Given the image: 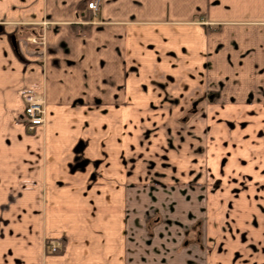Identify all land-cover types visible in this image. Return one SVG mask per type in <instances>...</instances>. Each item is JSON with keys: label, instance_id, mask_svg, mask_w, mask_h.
<instances>
[{"label": "crops", "instance_id": "0c3cea01", "mask_svg": "<svg viewBox=\"0 0 264 264\" xmlns=\"http://www.w3.org/2000/svg\"><path fill=\"white\" fill-rule=\"evenodd\" d=\"M89 1L0 0V264H190L137 236L154 199L241 242L208 264H264V0Z\"/></svg>", "mask_w": 264, "mask_h": 264}, {"label": "rangeland", "instance_id": "374dc122", "mask_svg": "<svg viewBox=\"0 0 264 264\" xmlns=\"http://www.w3.org/2000/svg\"><path fill=\"white\" fill-rule=\"evenodd\" d=\"M95 15L96 14L94 13L92 17H94ZM90 20L94 21L93 18H90ZM88 22L89 19L83 21V23ZM252 195L264 196V194L255 195V193H252ZM253 201L257 202V200L255 199H253ZM225 203H227V206H230V204H232L230 202V199L226 200ZM180 204L181 203H179V206ZM146 205L147 206H145L143 209L137 211L136 222L133 227L135 229L136 226L137 236H142V238L144 239L143 242L149 244L146 246L142 244V247L145 246L148 250L149 247L153 248V259L156 262H159L160 258L155 256V253L159 252L162 248L165 249L166 246H168L162 239L167 238V236L181 238V240L174 244V247H176L177 250L182 249L189 251L188 258L190 260V264H208V255L212 248L216 247L217 249V247H224V249H236L241 247V242L238 240H233L234 235H231L229 233L226 235V238L221 239L219 242H215V239L211 238L212 234H215V237L218 236V229L220 224L211 225L207 209L204 214L205 216H203L202 213L196 216V214H193V209L191 207L185 206L184 208L181 207L177 209V204L174 201H170L168 199H162L161 203L154 199L151 205L147 203ZM258 214L260 215V213ZM194 216L198 219H195ZM169 222L172 224L176 223L175 227H172V224H169ZM222 225L226 230L231 229V227L233 228V230L234 228L241 230V226L239 224ZM253 226L254 227L252 228L254 230H258L259 232L264 233V223L260 225V223L255 222ZM159 238L160 240H158ZM262 242L263 241L260 240L261 246ZM253 243L255 247L258 246L255 245L256 242ZM52 244L60 245L61 243L47 241L46 248L49 252H55V250H53V248L51 247Z\"/></svg>", "mask_w": 264, "mask_h": 264}, {"label": "built area", "instance_id": "2783aa9c", "mask_svg": "<svg viewBox=\"0 0 264 264\" xmlns=\"http://www.w3.org/2000/svg\"><path fill=\"white\" fill-rule=\"evenodd\" d=\"M99 1L101 0H92L88 3L89 9L95 14L99 10ZM25 103L26 106L21 119L26 124L27 130L33 132L38 126L46 124L45 101L41 96L30 93L25 96ZM51 247L53 250H57L58 245L52 244Z\"/></svg>", "mask_w": 264, "mask_h": 264}]
</instances>
